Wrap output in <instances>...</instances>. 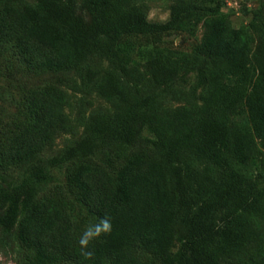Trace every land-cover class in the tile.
<instances>
[{
	"label": "trees",
	"instance_id": "1",
	"mask_svg": "<svg viewBox=\"0 0 264 264\" xmlns=\"http://www.w3.org/2000/svg\"><path fill=\"white\" fill-rule=\"evenodd\" d=\"M134 1L0 0V38L18 35L35 70L78 69L91 57L114 63L126 37L142 35L158 43L191 13L213 17L196 53L223 64L210 78L202 103L175 109L163 108L158 93L143 92L115 72L111 90L98 86L114 112L95 120L86 137L50 161H80L69 175L78 198L96 220L112 221V232L93 242L92 260L80 255L66 202L37 197L34 182L47 175L43 164L32 168L30 180L0 189V227L7 232L17 227V238L34 252L35 264H264V249L247 253L264 235L256 219L264 217L261 175L248 179L237 167L256 162L255 136L264 146V59L252 63V34L232 24L221 1L177 4L165 21L149 20ZM152 65L158 86L180 70L159 55ZM98 76L88 69L83 82L95 83ZM70 103L65 90L42 88L40 124L17 147L2 151L0 168L32 163L50 147L70 126ZM241 107L248 112L249 129L230 125V114ZM145 129L153 137L144 136ZM97 141L117 149L116 173L92 160ZM190 155L217 167L219 175L197 171ZM146 253L149 258L142 259Z\"/></svg>",
	"mask_w": 264,
	"mask_h": 264
},
{
	"label": "rangeland",
	"instance_id": "2",
	"mask_svg": "<svg viewBox=\"0 0 264 264\" xmlns=\"http://www.w3.org/2000/svg\"><path fill=\"white\" fill-rule=\"evenodd\" d=\"M23 1L36 3V0ZM220 1L222 13L232 24L246 28L252 34L251 59L253 64L258 65L259 60L264 59V0H135L134 5L142 9L149 20L165 21L170 18L172 9L177 4L216 5ZM212 18L203 16L200 19L199 15L191 13L180 22L175 31L161 37L158 43L146 36L132 35L120 44L119 59L116 62L91 57L84 61L80 68L67 71L32 69L20 50L18 35L0 38V154L17 147L40 124L37 104L38 92L42 88L55 85L71 97L67 108L71 119L70 126L59 131L52 145L32 163H23L7 170L0 168V189L30 180L32 168L43 164L47 175L44 179L34 182L37 197H51L66 202L73 235L78 241L83 230L97 221L88 206L78 198V190L69 180L71 170L80 161L72 160L60 165H51V159L61 156L69 146L86 137L95 120L114 112L112 102L98 88L102 84L107 90H111L113 72L122 75L123 79L140 87L143 92L158 93L163 108L175 109L183 105L202 103L210 78L223 66L214 63L205 55H198L195 49L202 43L208 30V22ZM252 23L256 27H253ZM157 55L163 58L167 65L180 68L176 76L159 86L154 80L152 65V60ZM88 69H96L99 76L95 83L86 85L83 78ZM225 80L231 83L233 78L228 75ZM230 125L250 128L246 108L241 107L230 114ZM144 136L153 137L148 129H145ZM255 142L256 162L244 165L237 163V167L248 179L255 178L259 173L260 187L263 188L264 146L259 137L255 136ZM117 157L115 147L96 142L92 160L107 165L116 173L120 165ZM189 158L200 173L211 177L219 175L218 168L208 161L194 155ZM3 209L0 200V213ZM256 219L264 229V217L257 216ZM178 247L179 243L174 245L173 250ZM258 249H264V235L252 242L247 253ZM33 253L17 238V227L8 232L0 227V264H35L32 260ZM140 256L142 259L149 258L147 253ZM245 256L244 253L240 258ZM52 264L72 262L61 260ZM105 264L114 263L108 261Z\"/></svg>",
	"mask_w": 264,
	"mask_h": 264
},
{
	"label": "clouds",
	"instance_id": "3",
	"mask_svg": "<svg viewBox=\"0 0 264 264\" xmlns=\"http://www.w3.org/2000/svg\"><path fill=\"white\" fill-rule=\"evenodd\" d=\"M113 224L109 217L104 216L99 218L96 222L89 224L78 238V246L80 255L86 261L94 258L95 252L92 249V244L100 240L104 236L112 232Z\"/></svg>",
	"mask_w": 264,
	"mask_h": 264
}]
</instances>
